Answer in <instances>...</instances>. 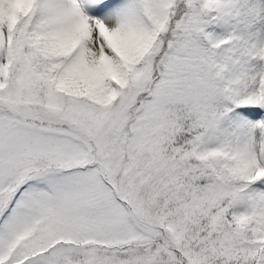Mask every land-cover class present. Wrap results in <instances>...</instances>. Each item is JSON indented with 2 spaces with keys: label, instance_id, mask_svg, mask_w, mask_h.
Returning a JSON list of instances; mask_svg holds the SVG:
<instances>
[{
  "label": "snow or ice",
  "instance_id": "snow-or-ice-1",
  "mask_svg": "<svg viewBox=\"0 0 264 264\" xmlns=\"http://www.w3.org/2000/svg\"><path fill=\"white\" fill-rule=\"evenodd\" d=\"M0 264H264V0H0Z\"/></svg>",
  "mask_w": 264,
  "mask_h": 264
}]
</instances>
